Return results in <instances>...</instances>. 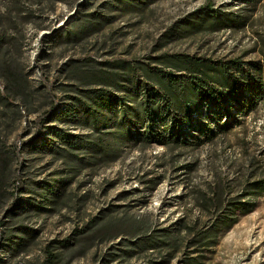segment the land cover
Segmentation results:
<instances>
[{
  "label": "rangeland",
  "instance_id": "1",
  "mask_svg": "<svg viewBox=\"0 0 264 264\" xmlns=\"http://www.w3.org/2000/svg\"><path fill=\"white\" fill-rule=\"evenodd\" d=\"M207 3L241 25L193 33L189 22L205 16ZM0 22L9 42L0 48V264H187L189 256L199 264H264V196L216 243L195 245L213 220L206 197L236 196L264 178L263 102L242 115L240 104H228L227 129L218 133L219 117L201 104L203 113L189 118L137 123L138 132L176 126L196 139L161 145L133 137L103 159L54 133L88 140L75 123L50 116L40 137L36 124L53 96L64 106L77 88H94L88 84L99 70L125 73V61L136 66L162 53L263 60L264 0H0ZM74 24L87 32L67 39ZM54 180L63 190L44 191ZM13 202L20 207L9 209ZM164 233L174 245L135 244L168 242Z\"/></svg>",
  "mask_w": 264,
  "mask_h": 264
},
{
  "label": "trees",
  "instance_id": "2",
  "mask_svg": "<svg viewBox=\"0 0 264 264\" xmlns=\"http://www.w3.org/2000/svg\"><path fill=\"white\" fill-rule=\"evenodd\" d=\"M202 11L205 16L200 15L189 22L193 33L216 31L224 25H241V20L238 22L233 12L221 14L212 8L211 3L205 4ZM87 29L86 25L74 24L65 36L67 39H77ZM7 43L3 23L0 22V48ZM125 62L122 66L125 73L99 70L88 84L94 88H77V95L72 96V102H67L64 106L60 105L59 98L53 96V108L36 119L39 126L37 137L43 135L42 127H45L46 118L54 115L57 119L75 123L89 131L85 135L88 140L83 141L85 137L80 134L69 135L65 130L56 129L54 133L66 143L80 150L88 149L89 155L96 159L110 158L119 151L122 143L131 142L133 137L147 144L161 145H169L171 142L186 144L191 141L186 137L196 139L182 134L176 126L164 132L149 126L143 132H138L135 125L137 123H146L159 117L164 119L173 113L189 118L194 112L200 111L202 114L204 106V111L210 114V118L215 114L219 117L218 133L227 129L228 122H223V119L230 115L226 108L228 104H240L239 113L242 115L245 110H252L253 105L264 103V58L245 64L236 59L213 61L182 53H162L153 56L151 61L136 62V66ZM134 68L139 70L136 73L137 82L130 78ZM249 92L250 98L246 96ZM209 133L210 136L215 135L210 129L205 132L206 135ZM202 142L203 140H198V143ZM49 144L51 143L46 145ZM54 182L58 185L53 188L49 186L44 191L54 193L55 189L63 190L64 183L61 180ZM214 193L216 195L206 197L208 204L205 209H210L213 220L195 240L199 249L216 243L215 239L218 240L219 235L230 230L242 217L256 209V199L264 196V178L254 181L247 192L236 196H232L233 192ZM12 207H20V204L13 202L9 209ZM158 236H164L169 241L158 243L157 238H141L135 244L138 247L152 248L166 243L175 244V238H171L169 233ZM186 263L200 262L196 256H189Z\"/></svg>",
  "mask_w": 264,
  "mask_h": 264
}]
</instances>
